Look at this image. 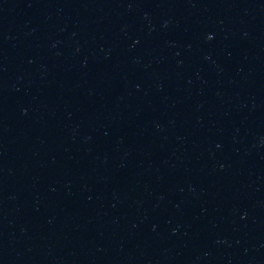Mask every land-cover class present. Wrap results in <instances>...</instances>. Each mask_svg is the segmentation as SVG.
<instances>
[{
  "label": "water",
  "instance_id": "water-1",
  "mask_svg": "<svg viewBox=\"0 0 264 264\" xmlns=\"http://www.w3.org/2000/svg\"><path fill=\"white\" fill-rule=\"evenodd\" d=\"M0 264H264V0H0Z\"/></svg>",
  "mask_w": 264,
  "mask_h": 264
}]
</instances>
